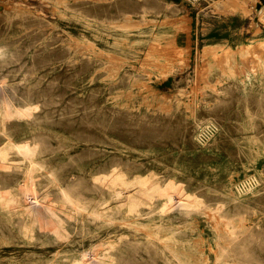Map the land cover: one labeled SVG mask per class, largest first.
Instances as JSON below:
<instances>
[{
	"label": "rangeland",
	"instance_id": "obj_1",
	"mask_svg": "<svg viewBox=\"0 0 264 264\" xmlns=\"http://www.w3.org/2000/svg\"><path fill=\"white\" fill-rule=\"evenodd\" d=\"M255 1L0 0V39L20 54L4 71L23 101L40 103L38 125L50 127L34 131L37 123L24 122L14 133L37 136L48 148L50 165L91 207L108 197L95 176L113 167L130 179L150 174L162 184L180 183L208 211L222 208L223 216L245 223L224 264H264V13H257ZM17 175L0 177L4 187ZM171 215L189 252L215 245V229L205 215L195 222ZM66 225L71 234L65 241L38 229L28 237L23 218L0 206V264H71L92 245L103 250L117 235L123 241L113 254L120 262L103 264H170L147 253L124 224L112 229L86 222L83 228L72 219Z\"/></svg>",
	"mask_w": 264,
	"mask_h": 264
},
{
	"label": "bare ground",
	"instance_id": "obj_2",
	"mask_svg": "<svg viewBox=\"0 0 264 264\" xmlns=\"http://www.w3.org/2000/svg\"><path fill=\"white\" fill-rule=\"evenodd\" d=\"M62 1L63 0H61V2ZM103 2H104V0H103ZM107 2H109V1H107ZM237 2H238V0H237ZM52 3L53 2H51V4ZM254 6L256 8L257 13L259 15H263V13H264V3H262L259 0H256ZM61 8L63 9V7H61ZM245 8H246V6H245ZM15 9H16V5H15ZM252 9H253V7H252ZM28 10H30V9H28ZM249 10H250V8H249ZM22 11H23V8H22ZM24 11H25V9H24ZM53 11H54V8H53ZM51 12H52V10H51ZM54 15L56 17V14H53V16ZM57 17H58V15H57ZM259 18H260V16H259ZM72 19H74V18H72ZM65 20L68 21V19H65ZM164 20H166V19H164ZM56 21H57V19H56ZM146 21H147V19H146ZM187 21H188V19H187ZM84 22H86V21H84ZM92 23H94V22H92ZM132 23H134V22H132ZM136 23H139V22H136ZM125 24H126V22H125ZM151 24H152V22H151ZM6 40L7 39H5V40L4 39L3 40L0 39V177H3L4 174H18V175H17V179L15 180V183L13 185H11V186L8 185L7 187H4V183H2L1 179H0V206H2V210L6 209L7 213L9 214V216L18 214L19 216H21L23 218V229H22V230H24V234L23 235L29 237V236H31L33 234V232L36 229H38V230H40L43 233V235L45 237H51V238L57 239V240H64V239H67L70 236V234H71L69 226L66 225V221L67 220H72V219H75V221L78 222V223L80 222L81 226L83 228H85L86 222H93V224H95V227L101 226V227H107V228H112V229L113 228L116 229V227L119 224H124V225L128 226L129 228H133L134 229L135 232L132 230L133 234H130V235L135 238L134 241H136V242H142L143 241L144 242V243H141L143 245L142 248H144L147 251V253L152 254L153 256H157L159 258H162L167 263H170V264H211L210 263V259H211L210 255H212V257H213L212 258V261H213L212 264H224L226 261H229V259L232 257L231 250H232L233 246H231V245H232V243L234 241L233 237L236 234H238V231H245V227H246L245 223L243 222L242 219L240 220V218L239 219H232L231 217L223 216V214H221V212H220L222 210V208H218V210L216 212L208 211L207 208L203 206V203H204L203 200H200L196 195H194L192 193H189L182 186L177 185V184H180V183L175 184V182H173V183H168V184H162L160 182V180L157 179V177L155 178L153 175H150V174L147 175V176L139 175V176H135L132 179H130L127 174H125L122 171L118 170L119 167L117 169L113 167V169H111L108 173H106L104 175H101V176H98V177H96L97 176L96 175L95 178H94V182L96 184V187H100V188H103V189L104 188L108 189V197L107 198H103L102 199L103 201L101 203H99L96 206H92L91 207V206H88L82 199H80L77 196H75L73 194V191L71 190L70 186L67 183H65V180L60 175H58V172L48 162V160H47V157H48L47 150H48V148L46 147V145L44 143H42L41 141H39L37 136L17 137L16 134L14 133V131H13L14 130L13 128L17 129L18 127H21V125H23L24 122L28 123V125H31L32 123L33 124L37 123V126H35V125L33 126V130L34 131L35 130L46 131L47 129H50V127H47V126L43 127L41 125H38V123L41 124V122H42V120L40 119V116L38 114V111H39V109L41 107L40 103L35 101V99H34V101L31 100V99H28V100L25 99L23 101L22 98H20V96L17 94V92H16L17 90L13 86L14 83H13V85H11V83H9L10 82V80H9L10 72L5 73L4 70H7V69L9 70V69H11V67H14V65L19 62V55L20 54L17 52V49L15 48V46L9 45V43H7ZM168 44H169V42H168ZM168 44H166V45H168ZM75 46H76V44H75ZM250 46L252 47V45H250ZM246 48H247V46H246ZM253 49H255V47ZM176 51H178V49H176ZM178 52H180V51H178ZM189 55H190V53H189ZM252 59H253V56H252ZM70 60H72V59H70ZM173 62H174V60H173ZM182 64H183V62H182ZM231 64L232 63H230V65ZM196 65H197V63H196ZM252 65H254V64H252ZM176 66H177V64H176ZM236 66H239V65H236ZM183 68H182V71L184 70ZM234 68H236V67H234ZM250 68H251V65H250ZM250 68H248V69H250ZM255 71H258V70H255ZM230 72H232V71H230ZM244 73H246V72H244ZM47 75H45V76H47ZM176 75H178V74H176ZM30 76H32V75H30ZM187 77L185 78V80L187 79ZM206 77H208V76H206ZM13 78H14V76H13ZM174 78H176V77L174 76ZM194 78H195V75H194ZM183 79H184V77H183ZM197 79H198V77H197ZM176 80H178V79H176ZM197 82H195V83L197 84ZM178 83H180V81ZM183 85H184V83H183ZM193 87L195 88L196 86H193ZM190 90H191V88H190ZM243 96H245V95H243ZM176 106L177 105H175V107ZM245 106H246V104H245ZM161 110H163V109H161ZM167 110H168V108H167ZM247 111H248V108H247ZM84 113H86V112H84ZM162 115L163 114H161V116ZM203 115H204V113H203ZM181 121H182V119H181ZM172 123H174V122H172ZM176 123H178V122H176ZM213 124H215V123L213 122ZM251 125H252V121H251ZM192 129H194V128L192 127ZM175 130H176V128H175ZM163 132H165V131H163ZM236 132H237V129H236ZM157 134H158V132H157ZM199 136H200V134H199ZM243 136H244V134H243ZM202 147L200 149L204 148V147L203 148ZM151 159H153V158H151ZM157 159H158V157H157ZM146 168H148V167H146ZM256 169H257V167H256ZM257 177H259V175ZM40 178H46L48 180L47 185H44V186L41 185ZM232 179H234V178H232ZM169 182H170V180H169ZM262 182H264V181H262ZM245 189H248V188L245 187ZM53 192L57 194L58 199H53L52 198V193ZM206 194H207V192H206ZM215 195H217V194H215ZM246 198H249V197H246ZM260 203H261V201L259 202V204ZM255 207H256V205H255ZM172 213L173 214L176 213V215H181V216H192V218L194 220L193 222H195V220L197 219V215L198 214L205 215L206 219L210 221V223L212 224V226L215 229L214 231H215L216 236H217V238H216L217 240H216L215 245H210L208 249H205V248L202 247V248H199L196 252H193V253L189 252L187 250L188 246H186L184 244V242L187 241L188 239L187 238H183L181 236L182 233L179 230V227L176 226V222H174V220H173L174 215H171ZM252 214H253V212H252ZM261 215H262V213H261ZM141 221H143V223H141ZM144 222L147 223V225H145ZM201 224H203V223H201ZM144 228H147V229L145 230ZM141 230H144L142 234H137L136 233L137 231H141ZM209 232H210V230H209ZM163 233H167V234L164 235ZM123 235H126V234H123ZM122 241H123L122 235H117L109 243H105L104 242L105 248L103 250L101 249V247H103L104 245H98V246H93L92 245L90 247V251L84 250L79 255L74 257L72 259V263L71 264H103V263H114L115 260L118 263V262H120V260H117V257L116 258L114 257L115 254H113V251H115L118 248V246L120 245V243ZM135 248H137V247H135ZM8 251H10V250H8ZM12 251H14V250H12ZM35 251H36V249H35ZM20 254H21V252H20ZM234 256H235V254H234ZM119 258H120V256H119ZM161 263H162V261H161Z\"/></svg>",
	"mask_w": 264,
	"mask_h": 264
}]
</instances>
